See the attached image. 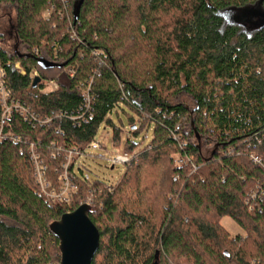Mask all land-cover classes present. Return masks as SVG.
Wrapping results in <instances>:
<instances>
[{"label": "trees", "instance_id": "trees-1", "mask_svg": "<svg viewBox=\"0 0 264 264\" xmlns=\"http://www.w3.org/2000/svg\"><path fill=\"white\" fill-rule=\"evenodd\" d=\"M81 1L0 0V67L25 110L0 139V264H60L50 227L84 204L100 234L92 264H264V0ZM102 126L131 157L124 174L90 181L77 158L75 190L52 204L30 145L56 193L69 151ZM149 128L138 149L131 137ZM227 216L243 234L225 229Z\"/></svg>", "mask_w": 264, "mask_h": 264}, {"label": "rangeland", "instance_id": "rangeland-1", "mask_svg": "<svg viewBox=\"0 0 264 264\" xmlns=\"http://www.w3.org/2000/svg\"><path fill=\"white\" fill-rule=\"evenodd\" d=\"M45 86V91H51L55 88V83H46ZM111 118L113 120L114 126L122 130L121 138L122 142L124 143L126 141L127 134L130 132L127 114L120 111L119 114L113 113L111 115ZM1 121L2 116L0 117V125ZM112 135L113 131L110 127L105 128L104 126H102L96 137V141L102 144V149H89L86 152V157L78 159L76 158L77 164H81L84 175L88 180L100 181L107 183L108 185H114L124 174V165H116L113 169H111L112 164L110 162V159L116 157L117 155L124 154L122 153L121 147H113V143L111 140ZM152 137L153 131L152 128H149L148 130H144L137 136H132L131 138L132 141L137 144L138 149H142L150 143ZM89 196L91 198V195ZM221 223L225 227V229L232 235L243 234V231L228 216L224 217Z\"/></svg>", "mask_w": 264, "mask_h": 264}, {"label": "water", "instance_id": "water-1", "mask_svg": "<svg viewBox=\"0 0 264 264\" xmlns=\"http://www.w3.org/2000/svg\"><path fill=\"white\" fill-rule=\"evenodd\" d=\"M82 2L83 0L80 5ZM248 13L259 15L257 9ZM38 64L42 69L64 66L44 59H39ZM38 83L40 78L35 79L33 87L36 88ZM91 211V206L84 204L76 211L63 215L59 221L51 225V232L59 241L60 264H92L100 247V234L90 220Z\"/></svg>", "mask_w": 264, "mask_h": 264}, {"label": "built area", "instance_id": "built-area-1", "mask_svg": "<svg viewBox=\"0 0 264 264\" xmlns=\"http://www.w3.org/2000/svg\"><path fill=\"white\" fill-rule=\"evenodd\" d=\"M37 52V51H36ZM17 68H19V65H17ZM22 74H24L23 71H21ZM35 77H38L37 73H34ZM4 79H5V75L3 73V71L1 70L0 67V103L3 107V115H2V121H1V125H0V139L3 138V134H2V130H3V126L5 121L8 119L9 115L13 112V110L16 111H21L22 113L25 112L24 108L19 104V103H15L13 101H10L9 96L7 95V90H6V86L4 84ZM93 80H91L90 82V86L88 87L87 91L83 92L84 95V107L83 109H85V114H88L91 117V110L92 107L94 105V99L93 96L90 93V87L92 86ZM54 84V83H52ZM57 89V85L55 84V88L52 90ZM90 113V114H89ZM32 118L35 120L34 115L32 116ZM37 120V119H36ZM51 119H44L42 120V124L46 125V124H50L51 123ZM14 140L16 141H21V138H14ZM35 146L34 144L30 145V150L33 153V159H34V164H35V172H36V177L38 182L40 183L43 192L45 193V195L47 196L48 200H50L51 202H53L52 204H54L55 201L59 200V201H66L68 202L69 199V195L71 193V190L75 189V185L71 182L70 178H69V173H68V168L69 165L71 164V162H75L76 158H83L86 157L87 154V150L89 149H94V150H100L102 149V146L97 143V142H92L90 144V146L84 150V151H69L68 155H67V162L65 163V165L63 166V181H62V186L61 189L59 190V192L56 193H48L46 192L45 188L47 186L46 184V178H45V167L42 165L41 162H39L35 156ZM253 161L256 163H260V159L257 156H252ZM131 157L129 155L126 154H121V155H117L116 157L110 159V162L112 164V167H115L116 165H125L130 161ZM72 162V163H73Z\"/></svg>", "mask_w": 264, "mask_h": 264}]
</instances>
